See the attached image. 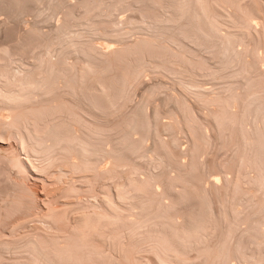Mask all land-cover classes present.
<instances>
[{
  "label": "bare ground",
  "instance_id": "6f19581e",
  "mask_svg": "<svg viewBox=\"0 0 264 264\" xmlns=\"http://www.w3.org/2000/svg\"><path fill=\"white\" fill-rule=\"evenodd\" d=\"M79 1H81V2H79ZM94 1L95 0H76V2H79L78 3L79 6L81 3V7H85V8H81L82 9L81 10V9H79V6L77 5V3H74V4H76L74 6V5H71L69 3L63 2L62 0H0V12H2V11H3V13L5 12L9 18H13L15 20H20L21 15L23 13H26L25 11L27 9L35 10L34 8L38 4L44 3V2L46 4H49L52 12L59 10V9L64 10L63 18L61 19V21H59V22L56 21L55 22L56 24L53 25L51 30H49V32L47 31L48 33L46 32L47 34L46 33L43 34V33L39 32L36 22L34 24H32L31 26L29 25L30 28H28V30L25 29L26 35H29L31 37L33 36L38 40L40 39V45L42 46L41 49H44L43 51H41L42 53L40 52L41 54L39 53L40 55L37 54V57H36V55L34 56L36 59H34V61H33L34 65L33 66L31 65V68H30V65L27 66L29 68H25V64H22L24 66H22V65L16 66L15 65V68L16 67H18V68H16V69L13 68L14 66H12L13 65L12 63H14L15 61L13 62V60L11 59L12 55H13L12 54V48L9 47V45L8 46L6 45L5 47L0 48V166L2 163L3 164L2 166L4 168V169H2V171H4L5 176L7 177L9 183H11V185L14 186V188L17 190V192H16V190L13 189V190H15L16 195L18 193V196H17L19 198L18 202H20V204L22 203V205L24 204L28 208L27 210L29 212L30 211L33 212V210H31V209H32V207L34 209V206H32V205L36 206V203L34 202V200L36 201V199H38L37 195H39L36 193L37 190L35 188L32 189L34 186H32V187L30 186L31 187L30 188V187H28V185L26 186V184L23 183L24 181L21 182V180H24V179H22L23 176H25V175H21V174H23L22 172L34 171V173H36L38 175V173L43 174L44 172H46L49 167L53 168V167L59 166V165L60 166H63V165L67 166L69 168L70 173L71 172L72 173L73 172L74 173L80 172L79 174H83L84 171L85 172L87 171V173L90 172V177L91 178L96 177V178H94L95 180L98 179L97 177L114 178L115 180L112 182L113 183L115 182L114 184L116 186V189L118 187V189H117L118 192H116V193H118L117 198L121 199L120 204H119V202L116 203L115 201H113L114 199H111V196H109L110 194L108 195L107 192H105L106 191L105 189H104L105 191L102 194H100L101 197L97 199V197L92 194V193H95V191L94 192L91 191L92 187L90 185H86L87 188L84 191H85V193L88 192L89 193L88 197L90 196L91 198L88 199V202L86 201L87 203L85 202L86 204H84V205L81 204L80 207L76 206V209H74V210L78 211V212H75V214L77 213V216L74 217V219L69 222V218L71 217L70 219H72V216H70V215L72 213H74V210H73L74 207L71 208L70 204L66 202L67 200L65 202L62 201L63 203H58V202L56 203L55 201L57 200V197L59 199V198H61V196H63V199H61V200H64V197H68V196H70V194L73 195L75 193H78L77 192L78 189L75 187V185H72V181H71V184L68 183L67 185L62 186L60 189H58V192L56 191L57 193H54V195L52 194L51 197L49 196V198L46 199V202H45V203H47V204H45V205H47L46 213L43 216L44 220H45L44 223H46V226L44 227L45 228V234H43V235L37 234L35 236L33 235V236H31L32 238H29L23 242L20 241L23 243L19 247H21L22 252H24V255H23L24 257L21 260V258H20L21 256L20 257L18 256L20 259L18 258L19 260L10 261V263L14 262L12 264H140V262H138L136 259L137 254L134 255V252L137 250V247L135 246L136 243L127 247L124 245L125 242L122 241V238L123 239L126 238V239H128V241H130L131 239H133L132 237H134V236H132V235L133 234L135 235V231L137 234V233H139L137 231H141V230H139V228H142V227L145 228V226L150 228L154 222L152 220H155V218L157 219L160 212L166 213V211H167V207H166L167 205H165L167 203H164L165 202L164 201L163 202L164 204H163L161 199H160L161 196H163V195H159L157 193L159 191L157 190V192H156V190L154 189L155 187H153L154 184H153V181L151 182V180H153L154 178L152 176L153 174H151V171H150V173H148L151 175H148L147 173H146L147 177L143 175L144 179L143 178L141 179L138 176L136 171H135L136 173L134 172V169L136 167L141 166V165H139L140 164L138 161L139 159H144V158H146L147 160L150 159L149 157H147L148 153H146V152L148 150L145 148L146 145H145L144 141L146 142V139L149 138L152 142V147L150 148V146H149V150H150L149 153L151 152L150 153L151 155L153 153L154 157H153V155H152V157L155 159L152 158L151 161H149V162L155 164L156 167L157 166L159 168L161 167L160 170L158 169L160 171V173L158 172L159 175H158V173L155 175H158L159 179L162 178L161 179L162 182L165 180L166 183L163 182L162 183L163 186L164 185L167 186L170 179H172V180L178 179L179 181L181 180V182L186 183L185 181H187V178L190 181L189 177H191L192 175L195 174V173H193V172H195V170L196 171L197 170H202V171L205 170L202 168V166H203L201 163L202 161H199V159H198L199 154L205 151L204 148L206 146V143H208L207 142L208 138H207V135L205 134L206 131L203 130V128H204V126L202 124L203 119H202V122L199 120H198L199 122H197L196 119L194 120V115H192V113H191L194 111L191 110V106L189 107V105H188V107L190 109L187 107V103H185L186 98H184L186 95L184 94V92L186 94L188 92L190 93L189 95L187 94V98H188V96L195 94L194 95L195 98L197 96L198 99L197 98L196 99L199 100V102H200V103H198V105L199 104L203 105V106L201 105L203 107V108L201 107L202 110L206 108V110H204V111H206L207 114L204 115V117L202 115L201 116L204 118L205 123H207L206 125L209 124V126L212 128L211 130L213 133L211 131L210 132L212 134H214L213 135L214 136L213 142H216L220 148H222V147L227 148L228 150H230L229 152H231L230 155L228 154V156L225 157L226 159H224V160L222 159L219 161V159H218V161H217V160H214V158H213V161L212 160L211 161L215 165L212 164V166L216 167V165H218V163L220 162L219 163L220 165H218L216 167V169H218L219 166L220 167L223 166L222 164L225 165L227 162L229 163L230 161H232L233 163L235 162L234 163L235 165H238L237 168L239 169V167H240L239 164L241 162L240 160L243 159L244 157H245L244 159L247 158V153H249V151L253 148V146L255 147L256 142L258 143V141H259V143H260V138H261V142H262L261 144L263 145V146H260V147H263V149L261 148L260 151L261 150L263 151V152L262 151L261 152L263 154L262 159L264 160V69L261 68V64L264 63L263 62L264 56L259 55L257 52L258 51L257 49L264 50V23H262V25L261 24L258 25L256 23L258 26H260V28L257 27V25L254 23V21H251V19H253V17H251V18L249 17V16H251V14L249 13L250 15L247 16L248 15V14H246L247 10H245V8L248 9V7H250V5H251V7L249 9L251 10V8L253 7L252 9L254 10L256 5L252 6L251 1L250 2L248 1L247 4L244 2L245 5L244 4H243L244 6L242 5V7L244 8L243 9L242 7L240 8L241 4L239 5V4L235 3V5H233L234 3L232 2L233 3L232 5L234 7L237 6L238 9L239 8L241 9V10L239 9V12L240 11H242V12L238 13V10H236L237 7L232 11L230 9L228 10L225 5L223 6V4H224L223 2L227 3L226 1H223V0H221V2L223 1L222 4L220 3V0H177V2H176V0H135V2L133 0V2L135 4H138V7L137 8L135 7L136 11H138V12L142 11V12H144L145 15H146L145 12H152V13L154 12V14L157 12V14H159L161 10H164V8L167 9L168 6H169V8L171 7L173 10L171 12L167 11L169 13L168 15L166 14L168 17H166V15L164 14V12L166 10L163 11V13L161 11L162 14H160L159 17H161L162 21H160V22L159 21L154 22L156 20L150 18L152 20V23L153 22L154 23L153 24L148 23V25L143 23V24H145L144 26L146 28L144 26H143L144 28L140 27L142 29H140L139 27L136 28L137 26L134 24V26H136V27H134L135 29L133 28V30H136V31L139 30L141 32H143L142 30H144V32H146V33L143 32V33L139 34V36H136V38L137 37L138 38L136 40L134 39V41H135L134 43L132 42L133 46H135V49L132 46V44L130 45V43H129V45L125 44L127 42H124V44L123 43L121 44V40L124 41L123 39H121V35H120L119 41H120V44L123 45L122 48L116 49L114 47V49H113V48H110L109 46H107L105 43H103L104 45L101 44L102 46H99L98 43L96 45L94 42H91L90 40L89 41H82L79 38L80 33L72 30L73 26H77V25L81 26L82 24L84 25V23H81V24L76 23V21H75L76 19H74V18H76L77 15L75 16V12L80 10L81 13L84 11L83 14L85 15V17H87L90 13L92 14L90 16H93L92 12L95 11V10H93V8L95 9L96 6L100 5L102 0H100L99 2L97 0L96 3H100V4L96 5L95 7L93 6L92 9L91 8L88 9V7L92 3L93 4L95 3ZM116 1H117V3L120 2V4H121L120 5L118 3V8H116L117 6L115 7L116 4H113L117 11H118L119 7H120V9H121V7H122V9L123 8L126 9V6L127 7L131 6V8H133V6H134L133 5L134 3H131L130 1L127 2V0H121V1L116 0ZM174 1L176 3H178V5ZM252 3L256 4L255 1ZM175 4L177 7H179V6L180 7L177 8L175 6ZM164 5L165 6L167 5V8ZM173 5L175 6V8L177 10L174 8ZM195 5H196V7H195ZM232 5L230 4L229 6L231 7ZM41 6H42V4H41ZM76 6H78V10H77V8H75ZM160 8H161V10H160ZM169 8H168V10H169ZM256 8H257V6H256ZM256 8H255V10H256ZM74 9H75V11H74ZM102 9H103V7H102ZM242 9L245 11V13H243L244 11ZM37 10H35V11H37ZM51 10H50V12H51ZM89 10H91V12H89ZM52 12L50 13V15L52 14ZM100 12H103V11H100ZM100 12L98 14H100ZM111 12H113V11H111ZM111 12H108V14L109 13L111 14ZM226 13H227V15H226ZM96 14L93 16L94 20L90 19V17H87V18H89L90 20H93V22H91L89 20L93 25H97L96 24L97 21H98L97 22L98 25H100L103 22H101L99 20H96V22H95V19L98 16H99L98 18L100 19V15H102V14H100V15L97 14L98 16L95 17ZM138 14H140V13H138ZM245 14H246V16H245ZM50 15H49V18H50ZM80 15L82 16V14H80ZM161 15H163L165 17H163ZM45 16L47 17L48 15H45ZM83 16L81 18H84ZM140 16H141V14H140ZM147 16L148 15H146L145 18ZM149 17L150 16L147 17L146 23L151 22ZM228 17H230L232 20ZM49 18H47L48 21H49ZM87 18H85V19H87ZM105 18H102V19L105 20ZM111 18H112V16H111ZM140 18H142V17H140ZM143 18H144V16H143ZM225 18H226V20L229 19L228 20L229 23L227 21L223 20ZM148 19H149V21H148ZM59 20H60V18H59ZM48 21H47V23H49ZM106 21H104V22H106ZM222 21H225L228 24H230L229 28H231L233 30L231 31V29H230V31H229L228 30L229 28L225 29V28H227V25H225V23ZM107 22H110V21H107ZM112 22H114V26H113L115 28L114 30L117 29L116 33H118L120 31V28H117V27H119V26H117L118 23L115 21H112V19H111V23ZM142 22H144V21L142 20L141 24H142ZM91 23L89 25L93 26ZM133 23L134 22H132V24ZM26 24H27V22H26ZM108 24H110V23H108ZM129 24H131V23H129ZM221 24L223 25V27H221L222 26ZM87 25L85 22L86 27H87ZM107 25L106 26L104 25V27H107ZM111 25H113V23ZM255 25L257 28H259V30L256 29ZM204 27H207L208 29H205ZM102 28H103V26H102ZM108 28H105V29L108 30ZM221 28L222 29L224 28L227 31L223 34V33H221ZM89 29H90V27H89ZM105 29L102 31V32H104V34H105ZM148 29L149 30L152 29L153 33L152 32L149 33ZM234 29H235V31H234ZM107 30H106V33L108 31H109V33H110V31H114L113 29L108 30V31ZM245 35H246V37H244V39L245 38H247V39H245L246 42L242 44L241 40H242V42L244 41L243 36H245ZM93 36H95V34ZM41 39H43V40H41ZM43 41H46V43H44ZM97 42H99V41L97 40ZM189 43H191V44L189 45ZM173 44H174V47L171 46ZM192 44L195 46H191ZM236 45H238V46L240 45L241 48L243 46L242 50H238V48H236ZM43 46H44V48H43ZM129 46H131L132 49H130ZM189 46H190V48H189ZM191 47H193V49L195 47V49L193 50V49H191ZM10 48H11V50H10ZM124 48L128 51H126ZM160 48H162V49L160 50ZM150 49H154V50L156 49V51H154L153 53H156L158 57H155L156 55L152 53L153 55H155V56H153L154 60H151L153 58L151 55V51H153V50H150ZM163 49H165V51ZM198 49H199L198 52H200V50H202L203 52L206 51V52H210V53H214V54L217 53V55L219 57V59H218L219 61H217L219 65L216 64L218 67H216L214 69V71L211 72L210 74L208 73V77L213 76L216 79L217 77L218 78L221 77L220 75L223 74V76L221 78L227 80V79H229V77H231V79L234 81L229 79V81H228L229 84H232L233 82H235L236 85L233 83L234 85H230L229 87H231V88H229L225 84L227 82H224L223 83V84H225L224 86L228 87V89H225V87H224V89L220 88V91H223V92L219 91V93L218 92L215 93L216 94L215 97H212V96L210 97V95H209L210 93L204 94L206 96L202 97L204 92L203 91L199 92L200 89L199 90L195 89L197 91L193 90L192 92H191V90L189 91V89L187 90L186 85L188 83L190 84L191 80L189 82L186 80L189 77H190V79L193 77V74H191V73H194V72H192V71H194V69L196 67L201 68L200 63H201V65H203L204 61H203V59L202 60L198 59L199 53L197 54L198 60L195 58L196 55L194 56V59H196L195 61H194V59L189 60V58L191 56L187 59L188 56L186 55L187 56L186 57V56H184V54H185V52H190V54H192V50H193V52L195 50L197 52ZM123 50L125 53H122ZM148 50H149V54L151 55V59H150L151 65L147 62L148 59H146V60L144 59V54L148 53ZM158 50H159V52H158ZM20 51H21V54L25 53L23 45H22V48H20ZM157 52L158 53L164 52L165 54L162 53L163 55L161 57V56H159L161 53L158 54ZM111 53H113L112 55H114L116 53V55L113 56V59L115 56L116 57L119 56L118 59L115 57L114 61H116V62H114L112 57L109 56V55H111ZM118 53L119 54L122 53V54L119 55ZM137 53H138V55H140L139 57H142L141 55L143 54L142 58L144 60L142 58L140 59L137 56L135 57L134 55H137ZM263 54H264V52H263ZM146 55H145V57H146ZM150 55H148V56H150ZM193 55H194V53H193ZM244 55H245V58L250 56L251 59L248 58L249 61H247V59H244V57H243ZM215 56H216V54H215ZM146 58H149V57H146ZM157 59H159V60H157ZM35 60H36V62H35ZM152 61H155V63ZM198 61H202V62L199 63ZM137 62H138V64H140V63L141 64L138 65ZM125 63H127V64L122 65ZM128 63H130V65L133 64V66L131 65L133 68H134V66L135 67L141 66V67H140V69L135 68V70L132 68L133 69V71H132L130 69L131 66L129 68H127V67L124 68L125 66L128 65ZM198 63H199V65L194 67V65H196ZM232 63L234 66L230 65ZM188 64H190V65H188ZM205 64H207V63L205 62ZM121 66H124V67H121ZM190 66L194 69L192 70V68H190ZM210 66H213V65H210ZM210 66H208V68ZM20 67L25 68V69H21ZM202 67H205V66L203 65ZM122 68H124L125 70L123 69V72H120V69H122ZM145 68H148V70H150V71H151V69L152 70L158 69L157 70L158 72L153 71L151 74H153V73L158 74L159 73L160 76L161 75L163 76V74L166 73L165 75L167 76L168 79H169V75L172 77L174 76L173 79L175 78L174 80H176L175 82H177L176 85L179 84L181 87H183L182 89L184 91L180 90L181 92H183L180 95L184 94L183 95L184 97L181 96V98L183 97V99L178 100V98H175L173 96L171 97V95L168 94L169 92L166 94L163 91L165 94V97L162 96L163 99H160L161 102L158 103L157 106H155V105L153 106V104H155V102H156L155 99L157 98V95H159L160 92L162 93V85H158V84L157 85L154 84L151 86L145 85L147 88H144V93H142V95L139 99L140 101L138 103H136L135 105H132V107L128 108L129 110L126 109L128 111H125L124 109L127 108V105H128L127 102L129 100V97H130L133 89H135V86L137 84H139V81L142 79L141 78L142 71ZM118 69H119V73H117ZM127 69L129 70V73H126V72H128ZM205 69H206V67H205ZM226 69L227 70L233 69V70L232 71L230 70L231 72H229L228 74H225L223 71H225ZM131 71H132V73H131ZM124 72L126 74H123ZM130 73H131V76H130ZM127 74L129 76H127ZM205 74L207 75V73H205ZM114 75H116V77H114ZM155 76H157V75H155ZM187 76H189V77H187ZM113 77H114V79L115 78L116 79L113 80ZM173 79H171V80L174 82ZM223 79H222V81H224ZM230 81H232V82L230 83ZM188 86L192 87V85H188ZM235 86H237V89H239V92L241 91L240 93L236 92L237 90H236ZM202 89H203V87H202ZM164 94H162V95H164ZM211 94H213V93H211ZM207 95H209V98ZM117 96H119L118 101H116ZM130 100H131V98H130ZM119 101H121V102H119ZM97 102H99V103H97ZM152 102H154V103L152 104ZM150 104H152V105H150ZM148 105L153 107L151 109V111H152L151 114L146 113V107ZM162 114H164V116H166V117L169 116L168 118H170V122L166 123V122L161 121V118H162L161 115ZM83 116H86L85 118H88L87 121H86V119H84ZM177 116L178 117L180 116L178 118L179 122H177L178 120L176 121ZM201 116H199V118ZM82 117L85 121H83ZM248 121L251 123L250 129L246 128V123H247V125L250 126ZM110 123H114V125L111 126ZM117 123L120 124L121 128H119V125ZM109 124L111 127H109ZM115 126H117V127H115ZM108 127L110 128V132H109ZM112 127H115V128H112ZM210 127H208V128H210ZM116 128H119V130ZM111 129L113 132L111 131ZM107 131L110 134H111V132L112 133L116 132L115 134H113L116 136H113V135L110 136V134H108ZM105 132H107V133L105 134ZM164 132L167 133L165 135H168V140L167 139L165 140V139H163V137H161L162 133H164ZM255 132L258 133V135ZM179 133H183V134L185 133V135L187 134L188 138H189V146L184 151L179 150L180 144H178L179 146H177V140L180 138V137H178L177 134H179ZM135 134H138L139 137L135 138L134 137ZM212 134H211V137H212ZM256 135L259 138L258 141H256L258 139ZM6 137L8 140H9V137H11V138L14 137V139H16L18 141L19 144H17V145L20 148V150L23 152L24 159L20 157L22 153H19L17 151V149H14V148H12V146L7 144V142L5 141ZM110 137H113V138L110 139ZM238 137H240V139H238ZM253 137H255L256 139ZM242 138H244L245 140L244 139L242 140ZM3 139H4V141H3ZM108 139H109V141H108ZM107 141L109 142V146H110L109 149H106V147L104 146L105 142L107 143ZM210 142H209V144H210ZM254 143H255V145H254ZM257 147H258V145H257ZM252 150L257 151V148L255 147ZM260 151H259V153H260ZM180 152L185 153L189 159V160H187V162L185 164L179 160L178 156H179ZM253 152L254 151H252V152L250 151V153H252V154H253ZM183 153H182V156L185 155ZM206 153H208V152H206ZM244 153H246V154H244ZM19 154H20V156H19ZM252 154H250V155H252ZM33 155L39 156L38 158L39 159L41 158V160L44 162V164H42V162H41V165H40V163H38L34 159V161L39 164V165L38 164L35 165V163L31 161L32 159H30V156L34 157ZM241 155H242V157H241ZM250 155H248L250 158L253 157ZM99 156L100 157L102 156L104 158L110 157L112 159L111 160L112 163L110 162L111 163L110 167H107L106 169H98L99 167L97 168L96 165H98V164H96V161H97ZM202 157H201V159H202ZM240 157H241V159H240ZM249 157H248V159L250 160ZM110 158H108V159H110ZM259 158H261V157H259ZM146 159H144V160L146 161ZM244 159L242 161H245ZM248 159H246V160H248ZM121 160L124 161V163L125 162L128 163V165L126 164L128 167H126V166L125 167L128 168L129 171H128V169H126V170L122 169L124 165H121L123 163V162L121 163ZM249 160H248V163H249ZM45 162H46V165H45ZM101 162L103 163L104 160ZM106 162H108V161H106ZM233 163H231V164H233ZM242 163H244V162H242ZM242 163L240 164L241 166H242ZM249 164H247L246 166L248 167ZM252 164H251V166H252ZM228 165H230V164H228ZM228 165L227 166L225 165L224 168L228 167ZM233 165H230V166H233ZM235 165L233 167L235 168V171H236ZM106 166H108V163ZM151 166H154V165L151 164ZM230 166H229V168H230ZM246 166H245V169L247 168ZM242 167H244V166H242ZM11 168H14L16 173L19 175L16 176L17 174L15 175V171H12L14 173L13 175L16 176V177L15 176L12 177V175L9 173L10 171L8 172V170L9 169L11 170ZM51 168H49V169H51ZM100 168H101V166H100ZM170 168L176 171V173L174 172V176L176 175L175 177L172 176V178H171V175L168 172L170 170ZM224 168L222 169L221 172L224 171ZM234 168L232 169V171L234 170ZM0 169H1V167H0ZM123 170H125L127 172H125ZM173 170H170V171H173ZM219 170H221V169L219 168L218 172H219ZM242 170H243V168H242ZM53 171H54V169H53ZM202 171H201V173H204ZM252 172H256V171L252 170ZM126 173H128V174H126ZM232 173H234V171ZM237 173H238V171H237ZM0 174L2 175L1 171H0ZM207 174H208V172H207ZM235 174L236 173H234V175ZM8 175H11V176L8 177ZM62 175H63V173L62 172L60 173V171H58L57 175L55 176L56 177L55 181L56 182L61 181ZM74 175L75 174H73V176ZM155 175H154V177H157ZM160 175L163 177L160 178ZM195 175H194V177L196 179L193 178V180H196L197 181L196 183L199 186L200 181L203 180L204 178H202L201 180L198 178L201 176L200 172H199V174H197V177ZM202 176L205 177V174ZM235 176L238 180L240 178H242V176H240L239 178L237 177V175H235ZM248 176L246 175V177H245V175H244L245 179ZM10 177L14 178L16 180H13V179L11 180ZM86 177H88V176H86ZM26 178L27 177H25V179ZM100 178H99V180H100ZM150 178H151V180H150ZM207 178H208V176H206V181H207ZM236 178L233 177V179L231 178V180H227L228 178L226 179L225 177H224V179L222 178L224 180L223 181L224 183L223 182H221V183H223L225 185L227 184V185L226 186L224 185V187H223V184H222L221 188H220V186H218L219 188L218 187L216 188V186L212 187V186H214L213 183H215V181H214L215 179H213V180L210 179L211 181H214L211 183L212 189L210 187V182H209L210 180L207 181L209 184V187H210V188L209 187L208 188L211 190V193H212V191L214 192V190H215L214 195H213V193L212 194L210 193L209 189H208L209 190V192H208V190H205L206 189L205 187L203 188V184L205 183V181L203 180L204 183L200 184L203 192L199 193V194L196 193L198 195L197 196L198 199L201 202L200 203L201 208H199V211L197 209V211L199 213H197L196 215L194 214V215H195V217L196 216H199V217L202 216L203 217V218H201L202 222H201V220H199L200 218L198 219L196 217V219H198L200 221V225H201V223H205V222L210 221V223H213V225L216 224V227H218L220 230L219 235H218L220 239L217 241L215 240L216 242H214V245L212 243H210V241L209 242L207 241L208 243H210V245H208V244L207 245L208 246L213 245L215 248V249L214 248L213 249L216 252V256L210 257L207 255L208 257H210L212 259L209 264H216L218 261H214V258L216 260L217 257L220 258L221 255L224 256L223 253H224L225 249H226V252L228 250V251H231V253L233 252L236 255L238 254L237 255L238 257L237 256H235V257L238 258V260H239V258L241 259L239 261H242L243 263H240V264H244L245 259L250 260L249 262L245 260L246 264H248V263L249 264L250 263L255 264V263H252V261L255 262V260L258 258V256H259V258L261 256H264V254L261 255V253H263V251L261 249H264V247H262L261 244H263L264 241H262V243L260 242L261 244L258 243L259 241L258 242L256 241V240H259L258 238H260V239L264 238V229H262V227H260L261 222H259L262 219L264 220V189H263L264 185H262L263 188H261V189H263L262 192H260V189H259V192L262 195L261 194L258 195L259 194V192H258L257 195L259 197L256 198V199H258V198L262 197V198H260L262 201L260 202V200L258 199L259 200L258 202L262 203L263 205L259 209L257 207H255V211L253 209V212L249 211V210H251L250 208L247 209L248 212L244 208V210L246 211L245 212L246 214L243 212L244 218H245V216L247 218L246 220L244 219V221L246 223H247L248 219H249V221L247 223V226L244 229H236V228H234V227H236L234 225L237 224V226H238L239 222L243 223L242 222L243 218L241 217V216H243V214L240 215L242 213V212H240L238 215V212L233 208V205L230 206L231 205V197L234 196V195L231 196L232 192H233L232 190L234 189V186L237 187L235 182L236 183L238 182V187H240V189L242 188L245 190V188H243V184L246 183V185H247V183H249V182L252 184L253 179H255L256 177H251V180H249L250 179V177H249L248 181H245L242 179V181H245L244 183L242 182V185L240 183V185L242 187L239 185V182H241V181H237ZM257 178H258V175H257ZM5 180H6V178H5ZM88 181H89V178H88ZM88 181L85 183L89 184L90 181L89 182ZM91 181H92V179H91ZM203 181H201V182H203ZM217 182L218 181H216V183ZM259 182H260V180H259ZM7 183L8 182H6V184ZM63 183L64 182H62V184ZM85 183L83 182V184H85ZM188 183L189 182H187V184ZM98 184L99 183H97V185ZM256 184H258V182ZM189 185H190V183H189ZM197 185H195V186L197 187ZM95 186H94V188H95ZM128 186L130 187V188H128V190L129 189L131 191L133 190L131 193H129L130 191H126ZM191 186H192V184H191ZM109 187H111V186H109ZM6 188H9L8 184L6 185V187L4 189H6ZM163 188L166 189L167 187H163ZM257 188H259V186ZM257 188H256V190H257ZM156 189H159V187ZM13 190L11 192H13ZM34 190H36V191H34ZM80 190H81V188H80ZM235 190L237 192H239L238 189H235ZM244 190H241V191H244ZM8 191H4L2 198L0 199V264H9V261H8V263L4 262L5 258L3 255H5L4 254L5 251H7V253H8V251L12 247H14L12 245H15V244H12V242H10V240H13V239H10V240L8 239L11 236H7V234L5 233V230L9 227L8 225L10 223V221H8V220H10V219H8L10 211H12L11 210L12 207L18 206V205H15V203L13 201L14 199L11 200L13 197L10 198V195L14 196L15 194L14 193H13L14 195L9 194L10 192H8ZM162 191L166 192L167 189L161 190L160 194H162ZM165 192H163L164 195H166V193H167V192L166 193ZM255 192L257 193V191H255ZM90 194H92V195H90ZM210 194H211V196H210ZM233 194H236V193L234 192ZM212 195L215 197H213ZM73 196L75 197L76 195H73ZM209 196L211 198L213 197L216 199L215 201H217V205H218L217 209L215 208L216 210L214 208H212V202H215V201L213 198H212L213 201H211V198ZM255 196H256V194H255ZM14 198H15V196H14ZM18 198H17V200H18ZM68 198H66V199H68ZM235 198L237 199V201L240 199L239 197H238L239 199L237 197H235ZM233 199H234V197H233ZM236 199H234V200H236ZM248 199L251 200V195H250V197H248ZM248 199H247V201H248ZM43 200H41V201H43ZM126 200L131 201L130 204L132 205V208L136 207L138 209V212H133V213H136L135 214L136 218H134V221H132V222H131V220L127 221L128 219L125 218L124 214L122 215V213H121V211L123 212V210L127 211L129 208L131 209V206L130 207L127 206L130 204H129V202L127 203ZM229 200H230V202H229ZM253 200L255 202V199H253ZM116 201H118V200H116ZM38 202H39V200H38ZM79 202H80V200H79ZM79 202H78V204H79ZM232 202H233V200H232ZM76 203H77V201H76ZM249 203H251V202L249 201ZM52 204H53V206H52ZM55 204H57V205L59 204V207L58 206L55 207L56 206ZM24 205H23V207H24ZM234 205H236V204H234ZM21 206H20V208H21ZM74 206H75V204H74ZM254 206H255L254 204L251 205V207H254ZM257 206H258V204H257ZM248 207H250V205ZM17 208H19V206ZM29 208H30V210H29ZM67 208L68 209L71 208L72 213L69 212L70 209L66 210ZM235 208H237V207H235ZM256 208H257V210H256ZM21 210H23V209H21ZM197 211H195V212H197ZM64 212L65 213L67 212L66 214H69V215H67L68 219H67V217H65L67 220L64 219V215H63ZM128 212L130 213V210H128ZM185 212H184V214H185ZM192 212H191V214H192ZM24 213H25V211H24ZM22 214H23V212H22ZM10 215H12V214H10ZM126 215H127V213H126ZM162 215H164V213L161 214V216ZM238 216H240L242 220L240 218H238ZM183 217L185 218V216H183ZM192 218L193 217L191 215V219ZM175 219H176V217H175ZM187 219H190V218H187ZM44 220H40L41 224L43 223ZM194 220L192 219L193 222H195V223L198 222V220L197 221H194ZM177 221L175 220L174 223ZM187 221L188 220L182 221V222L180 221V223H183L182 227H186L187 230L188 229L191 230V228H192L191 226L194 225V223L191 221V223H192L191 224L190 222H187ZM257 222H259V223H257ZM174 223L172 222V224H174ZM165 224H166L165 226L167 227V229H168V226L170 229L171 228L175 229V230L178 229V228H173V225L170 226L171 222H168ZM206 224L209 225L208 223H206ZM10 225H12V224H10ZM205 225H203V227ZM244 225H245V223H244ZM196 226L198 227L199 225H196ZM196 226H193V227H196ZM5 227H7V228H5ZM12 227H14V226H12ZM189 227H191V228H189ZM206 227L207 226H205V230H206ZM144 228H142V229H144ZM199 228H195V229L198 232H200L201 229H202V231L204 230L203 228H201V229H199ZM208 228H210V227L208 226ZM215 228H212V229L215 230ZM239 228H240V226H239ZM180 229H181V227H180ZM182 230H183V228H182ZM184 230H186V229L184 228ZM207 230L210 231L211 229L210 230L207 229ZM192 231H195V230L192 229ZM202 231H201V234L199 233L200 235H202L203 233H206V232H204V231L202 232ZM37 232H39V231H37ZM188 232H190V231H187V233ZM214 232L216 233V230L213 231V233ZM208 233H207V235L212 234V233H209V234ZM196 234L198 235V233H196ZM196 234H194V235H196ZM190 235H192V234L190 233ZM200 235L198 237H200ZM256 235L258 237L256 239H254L255 243H249L251 245L253 244L255 247L247 249L249 251H251L250 249H252V251L254 253V258L251 254H250V256L252 258H249L250 256L247 255V253H246L247 251L244 252L247 247H245V249L243 250L241 248V242H243V244H242L243 246H246V244H244L246 242V240L249 239L248 241H250V240H252V238H255ZM205 236L206 235H203V238L202 237L201 238L205 240V238H204ZM210 236H211L210 237V239H211L212 235H210ZM213 236L214 237L216 236L215 238L212 239L213 241H214V239L218 238L217 235H215V234ZM207 237H209V236H207ZM182 238H184V237H182ZM188 238H189V235H188ZM106 239H109V241L112 242L111 244H113L117 250L118 249L120 250V247L123 245L121 247V249L124 251V253L122 251L123 255L122 256L118 255L117 256L118 259L117 258L111 259V257H109L110 253H109V256L107 254L105 255V253H104L105 251L103 252V250H105V249L101 250L102 245L100 246V243H102ZM198 239L199 238H194L195 241ZM207 240H209V238H207ZM205 241H203V242L205 243ZM196 244H198V242ZM200 244H201V242H200ZM249 244H248V246H249ZM207 245H204V246H207ZM195 246H197V245H195ZM124 247L125 248L127 247V248L124 250ZM249 247H251V246H249ZM201 248H203V247H201ZM209 249H211V248L209 247ZM213 249H212V251H213ZM256 250L261 252L258 254L256 253V256L258 255L257 258H255L256 257L255 252H257ZM14 251H13V253H15ZM206 251H207V249H206ZM249 251H248V254L250 253ZM215 252L213 251L212 255H215V254H213ZM19 253H17V254H19ZM118 253H120V252H118ZM218 253H219V255L221 253V255L220 256L217 255ZM12 254L9 253V255H12ZM225 254H228V252ZM244 254L248 257L246 258L244 256ZM243 256L245 257L244 260H242ZM202 257H203V255H202ZM113 258H115V257H113ZM203 258H205V256ZM219 258L217 260H219ZM262 258H261V260L258 259L259 262L258 261L257 262L259 264L264 260V259L262 260ZM252 259H255V260H252ZM208 260L210 261V259H208ZM220 260L218 263L222 262V260L221 261ZM139 261H141V259ZM237 263H239V262H237Z\"/></svg>",
  "mask_w": 264,
  "mask_h": 264
},
{
  "label": "rangeland",
  "instance_id": "374dc122",
  "mask_svg": "<svg viewBox=\"0 0 264 264\" xmlns=\"http://www.w3.org/2000/svg\"><path fill=\"white\" fill-rule=\"evenodd\" d=\"M63 2H66V3H69V4H71V5H76V4H74V3H77V5H78V3L79 2H81V1H79V2H76V0H62ZM96 1L97 0H95L94 2V4L92 3L89 7H88V9L89 8H91L92 9V7L94 6H96V5H98V4H100V3H96ZM100 0H98V2H99ZM119 1H121V0H119ZM131 2V3H134L135 2V0H134V2H133V0H127V2ZM223 1H226L227 3H225V2H223ZM222 2L224 3L223 4V6L225 5L226 7H227V9L229 10H234L237 6H233V5H235V3L236 4H241V6H240V8L242 7V5L244 4V2L247 4L248 3V1L250 2L251 1V4H252V6H254V5H256L257 6V8H256V6H255V8H256V10H255V8H254V10L251 8V10L249 9L250 7H251V5H250V7H248V9H246L245 8V10H247V12H246V14H248L247 16H249L250 14H251V16H249L250 18L251 17H253V19H251V21H254V23L256 24H258V25H262V23H264V0H254L255 1V3L256 4H254V3H252V2H254L253 0H223ZM235 1V2H234ZM238 1V2H237ZM83 2V1H82ZM104 2V3H103ZM114 2V3H113ZM175 2V1H174ZM176 2H177V0H176ZM175 2V3H176ZM222 2H221V0H220V3L222 4ZM234 4H233V3ZM240 2V3H239ZM106 3V4H105ZM119 4H120V2H118ZM118 3H117V1L116 0H102V2H101V4L100 5H98V6H96L95 7V9L93 8V10H95V11H93L92 13H93V16L97 13H99L100 11H103V12H100V14H102V15H100V14H98V15H100V19L98 18L99 16L96 14V16L95 17H97L96 19H95V22H96V20H99V21H101V22H103L102 24H100V25H98V21L96 22V24L98 25H93L91 22H93V20H94V17L93 16H90V15H92L91 13L87 16V17H90V19H93V20H90L89 18H87V17H85V15L83 14L84 13V11L81 13V11L80 10H78V6H76L75 8H77V12H75V16L77 15V17L76 18H74V19H76L75 21H76V23L77 24H81V23H84V25L82 26H80V25H77V26H73V28H72V30L73 31H75V32H78V33H80L79 34V38H80V40H82V41H91V42H94L96 45H97V43H98V45L99 46H102V45H104L103 43H105L107 46H109L110 48H113L114 49V47L116 48V49H121L122 48V46L123 45H121L122 43L124 44V42H127V43H125V44H128L129 45V43H130V45L132 44V46H133V43L135 42L134 41V39L136 40L137 38H136V36H139V34H141V33H143L144 32V30H142L143 32H141V31H139V30H133V28L134 27H136V28H140V27H142V28H144L145 26V24H147L148 25V23L149 24H153L154 22H157V21H162V19H161V17H159L160 16V14H162L163 13V11H165L164 12V14L166 15H168L169 13L167 12V11H169V12H171L173 9L170 7L169 8V6H168V8H169V10H168V8H167V5L165 6L167 9H165L164 8V10H161V8H160V10L162 11V13H161V11H160V13L159 14H157V12L154 14V12L152 13V12H145L146 13V15H148V16H150L149 17V19L151 18V19H154V20H156V21H154L153 23H152V20H151V22H147L146 23V20H147V17L145 18V14H144V12H138V11H136V9H135V7L137 8L138 7V4H133L134 6H133V8H131V6L130 7H127L126 6V9L125 8H123L122 9V7H121V9H120V7H119V9H118V11L115 9V7L116 8H118ZM41 4H42V6H41ZM105 4V5H104ZM113 4H116L115 5V7H114V5ZM177 5H178V3H176ZM176 4H175V6H176ZM232 5L231 7L229 6V5ZM121 5V4H120ZM119 5V6H120ZM197 5V4H196ZM196 5H195V7H196ZM238 5V6H239ZM245 5V4H244ZM243 5V6H244ZM249 5V4H248ZM172 6V5H171ZM174 6V5H173ZM175 6H174V8H175ZM102 7H103V9H102ZM106 7V8H105ZM113 7V8H112ZM177 7V6H176ZM180 7V6H179ZM179 7H177V8H179ZM234 7V8H233ZM246 7V6H245ZM38 10H37V9ZM81 8H85V7H81V3H80V6H79V9H81ZM129 8V9H128ZM163 8V7H162ZM239 8V9H240ZM243 8V7H242ZM35 10H37V11H35V10H32V9H27L25 12L26 13H23L22 15H21V17H20V20H15V19H13V18H9L8 16H7V14L4 12L3 13V11L2 12H0V48L2 47H5L6 45L8 46L9 45V47H11L12 48V60H13V62L14 63H12L13 65L12 66H14L13 68H15V65L16 66H20V65H22V64H25V68H29V67H27V66H29L30 65V68H31V65L33 66L34 65V63H33V61H34V59H36L34 56L36 55V57H37V54L38 55H40L42 52L41 51H43L44 49H41V45H40V39L38 40V39H36L35 37H31V36H29V35H26L25 34V31L26 30H28V28H30L29 27V25L31 26L32 24H34L35 22H36V24H37V27H38V30H39V32L40 33H46L47 31L49 32V30H51V28L53 27V25L54 24H56L55 22L57 21V22H59V21H61V19L63 18V14H64V10L63 9H59V10H56V11H53L52 12V10L50 9V6H49V4H46L45 2L44 3H40V4H38L35 8H34ZM97 9V10H96ZM102 9V10H101ZM111 9V10H110ZM113 9V10H112ZM125 9V10H124ZM135 9V10H134ZM176 9V8H175ZM239 9H238V7L236 8V10H238V13H240V12H242V11H240L239 12ZM244 9V8H243ZM242 9V10H243ZM32 10V11H31ZM50 10H51V12H52V14L50 15ZM82 10V9H81ZM100 10V11H99ZM132 10V11H131ZM177 10V9H176ZM241 10V9H240ZM258 10V11H257ZM74 11H75V9H74ZM73 11V12H74ZM98 11V12H97ZM111 12V11H113V12H111V14L109 13L108 14V12ZM116 11V12H115ZM175 11V10H174ZM244 11V10H243ZM249 11V12H248ZM48 14H47V13ZM89 12H91V10H89ZM88 12V13H89ZM137 12V13H136ZM62 13V14H61ZM87 13V14H88ZM113 13V14H112ZM138 13H140L141 14V16H140V14H138ZM225 13V12H224ZM243 13H245V11L243 12ZM250 13V14H249ZM6 14V15H5ZM39 14V15H38ZM48 15L47 17L45 16V15ZM61 14V15H60ZM80 14H82V16L84 17V18H81L82 16L80 15ZM246 14H245V16H246ZM26 15V16H25ZM44 15V16H43ZM49 15H50V18H49ZM59 15V16H58ZM109 17H108V16ZM166 15V17H168ZM226 15H227V13H226ZM81 16V17H80ZM103 16V17H102ZM111 16H112V18H111ZM143 16H144V18H143ZM161 16H163V15H161ZM39 17V18H38ZM80 17V18H79ZM107 19H106V18ZM140 17H142V18H140ZM163 17H165V16H163ZM37 18V19H36ZM47 18H49V21L47 20ZM59 18H60V20H59ZM85 18H87V19H85ZM102 18H105V20H103ZM109 18V19H108ZM160 18V19H159ZM228 18H230V17H228ZM13 19V20H12ZM54 21H53V20ZM111 19H112V21H115V22H117L118 24H117V26H119V27H117V28H120V33L118 34V33H116V30H114L115 28L113 27L114 26V22H112L113 23V25H111L112 23H111ZM145 19V20H144ZM149 19H148V21H149ZM159 19V20H158ZM164 19V18H163ZM231 19V18H230ZM91 22H90V21ZM110 21V22H107V21ZM144 21V22H142V24L143 23H145V24H141V21ZM223 20H225V21H227L228 23H229V19L228 20H226V18L225 19H223ZM232 20V19H231ZM7 21V22H6ZM47 21L49 22V23H47ZM86 22V25H87V27L89 26L90 27V29H89V27L87 28L86 26H85V22ZM89 21V22H88ZM104 21H106V22H104ZM119 21V22H118ZM225 21H222V22H224L225 23V25H227V28H225V29H228L230 26V24H228L227 22H225ZM263 21V22H262ZM10 22V23H9ZM16 22V23H15ZM23 22V23H22ZM26 22H27V24H26ZM33 22V23H32ZM54 22V23H53ZM132 22H134L133 24H132ZM92 24L93 26H90L89 24ZM108 23H110V24H108ZM129 23H131V24H129ZM138 23V24H137ZM109 26H108V25ZM134 24L136 25V26H134ZM140 24V25H139ZM256 24V25H257ZM104 25L106 26L107 25V27H104ZM111 25V26H110ZM139 25V26H138ZM222 25V24H221ZM224 25V26H225ZM256 25H255V27H256ZM257 25V27H259L260 28V26H258ZM95 26V27H94ZM102 26H103V28H102ZM116 26V25H115ZM129 26V27H128ZM144 26V27H143ZM94 27V28H93ZM98 27V28H97ZM109 27V28H108ZM113 27V28H112ZM126 27V28H125ZM148 27V26H147ZM221 27H223V25L221 26ZM256 27V29H258L259 30V28H257ZM86 28V29H85ZM97 28V29H96ZM101 28V29H100ZM105 28H108V30H111V29H113L114 31H110V33H109V31L107 30V29H105ZM142 28H140V29H142ZM146 28V27H145ZM205 29H208L207 27H204ZM26 29V30H25ZM85 29V30H84ZM94 29V30H93ZM105 29V34H104V32H102L103 30ZM131 29V30H130ZM135 29V28H134ZM224 28L222 29L221 28V33H225L227 30H225ZM230 29L231 28H229L228 30L230 31ZM93 30V31H92ZM106 30L108 31L107 33H106ZM152 29H148V32L150 33V32H152L153 33V30L151 31ZM233 29H231V31H232ZM42 31V32H41ZM224 31V32H223ZM234 31H235V29H234ZM47 32V33H48ZM114 32V33H113ZM147 32V33H148ZM46 33V34H47ZM133 33V34H132ZM138 33V34H137ZM144 33H146V32H144ZM148 33V34H149ZM151 33V34H152ZM95 34V36H93ZM114 34V35H113ZM118 34V35H117ZM120 35H121V39H123L124 41H122L121 40V44H120ZM88 36V37H87ZM107 36V37H106ZM123 37V38H122ZM244 37H246V35L245 36H243V42H242V40H241V43L243 44V43H245L246 42V40L245 39H247V38H245L244 39ZM249 39V38H248ZM41 40H43V39H41ZM97 40L99 41V42H97ZM44 43H46V41H43ZM102 42V43H101ZM133 42V43H132ZM170 43V42H169ZM39 44V45H38ZM42 44V43H41ZM102 44V45H101ZM172 44V43H171ZM191 43H189V45H190ZM22 45H23V48H24V51H25V53H22L21 54V51H20V48H22ZM44 45V44H43ZM170 45V44H169ZM172 47H174V44L173 45H171ZM191 46H195V45H191ZM134 47V49H135V46H133ZM137 47V46H136ZM11 48H10V50H11ZM43 48H44V46H43ZM57 48V47H56ZM128 48V47H127ZM129 48L130 49H132L131 48V46H129ZM189 48H190V46H189ZM236 48H238V50H242V48H243V46H242V48H241V46L239 45H236ZM55 49V48H54ZM125 49V48H124ZM129 49V50H130ZM137 49V48H136ZM159 49V48H158ZM162 48H160V50H161ZM191 49H193V47H191ZM194 49H195V47H194ZM193 49V50H194ZM197 49V48H196ZM126 50V49H125ZM150 50H153V51H151V55H152V57L153 56H155V57H158L157 56V54L156 53H153L154 51H156V49L154 50V49H150ZM164 51H165V49H163ZM193 50H192V54H190V52H185V54H184V56H186L187 57V59L189 58V60L190 59H194V56H195V58L197 59V54H198V59L200 60H202L203 59V61H204V66L206 67V69H205V67H202L203 65H201V63L200 62H202V61H198L199 63H200V66H201V68H192L191 66H190V68H192V70L194 69V71H192V72H194V73H191V74H193V77L190 79V77L189 76H187V77H189L186 81H190V84L188 83L187 85H186V87H187V90L189 89V91L191 90V92L194 90V91H197V90H199V92H201V91H203L204 93H203V95H202V97L203 96H206V95H204V94H209L210 95V97L212 96V97H215L216 96V94L215 93H219V91H220V88H223L224 89V85L226 84V86H230V85H234L235 84V82H233L232 84H229V79L230 80H232L231 79V77H229V79H227V80H225V79H223V78H221L222 76H223V74L222 75H220L221 77H217L216 79L213 77V76H209L208 77V73L210 74L211 72H213L214 71V69L216 68V67H218L217 65H219L218 64V62L217 61H219L218 59H219V57H218V55H217V53H215L216 54V56H215V54L214 53H210V52H206V51H202V50H200V52H198L199 51V49L197 50V52H196V50L193 52ZM258 51V54L259 55H262V56H264V54H263V52H264V50H262V49H257ZM126 51H128V50H126ZM41 52V53H40ZM158 52H159V50H158ZM157 52V53H158ZM40 53V54H39ZM122 53H125L124 52V50H123V52ZM121 53V54H122ZM155 54V55H153V54ZM161 53V52H160ZM160 53H158V54H160ZM163 54H165L164 52H162ZM160 54L159 56H161L162 57V55L163 54ZM187 53V54H186ZM193 53H194V55H193ZM209 53V54H208ZM113 53H111V55H112ZM119 54V53H118ZM121 54H119V55H121ZM141 54V53H140ZM147 54V55H146ZM146 54H144V59L146 60V59H148L147 60V62L151 65V63H150V61L151 60H154V57L151 59V55L149 54V50H148V53H146ZM190 54V55H189ZM109 55L110 57H112V59H113V56L114 55H116V53L114 54V55ZM145 55H146V57H149V58H146L145 57ZM148 55H150V56H148ZM172 55V54H171ZM193 55V56H192ZM132 56V55H131ZM130 56V57H131ZM135 57L137 56V57H139L140 55H138V53H137V55H134ZM142 57H143V54L141 55ZM202 56V57H201ZM249 56V55H248ZM116 57V56H115ZM115 57H114V59H115ZM118 57L119 56H117L116 58L118 59ZM142 57H139L140 59L142 58ZM217 59H216V58ZM244 57V59H247V61H249V59L248 58H250V56L249 57H247V58H245V55L243 56ZM114 59H113V61H114ZM143 59V58H142ZM143 59V60H144ZM151 59V60H150ZM156 59V58H155ZM196 59H194V61L196 60ZM197 59V60H198ZM251 59V58H250ZM157 60H159V59H157ZM206 60V61H205ZM156 61V60H155ZM155 61H152V62H154L155 63ZM251 61V60H250ZM22 62V63H21ZM35 62H36V60H35ZM114 62H116V61H114ZM158 62V61H157ZM205 62L207 63V64H205ZM264 62V61H263ZM21 63V64H20ZM134 63V62H133ZM136 63V62H135ZM199 63L198 64H196V65H194V67L195 66H197V65H199ZM127 63H125V64H122V65H126ZM137 64H138V62H137ZM141 64V63H140ZM140 64H138V65H140ZM153 64V63H152ZM217 64V65H216ZM129 65V66H128ZM128 65L127 66H121V67H124V68H129L131 65L133 66V64H131L130 65V63H128ZM188 65H190V64H188ZM210 65H213V66H210ZM231 66L233 65V63L232 64H230ZM264 63H262L261 64V68L262 69H264ZM22 66H24V65H22ZM130 67V69L133 71V69L135 70V68L137 69H140V67L141 66H137V67H135L134 66V68L133 67ZM153 66V65H152ZM208 66H210L209 68H208ZM234 66V65H233ZM214 67V68H213ZM16 68H18V67H16ZM15 68V69H16ZM21 68V67H20ZM25 68H21V69H25ZM124 68H122V69H120V72H123V69ZM133 68V69H132ZM234 68V67H233ZM199 69V70H198ZM202 71H201V70ZM205 69V70H204ZM209 69V70H208ZM235 69V68H234ZM125 70V69H124ZM147 70V71H146ZM158 69H156V70H152L151 69V71L150 70H148V68H145L143 71H142V76H141V80L139 81V84H137L136 86H135V89H133V91H132V93H131V95H130V97H129V100H128V102L130 103H128L127 102V108H125L124 110L125 111H128L129 109L128 108H130V107H132V105H135L136 103H138L140 100V97H141V95H142V93H144V88H147L146 86L147 85H162V93L160 92L159 93V95H157V98L155 99L156 100V102H155V104H153L154 102H152V104H153V106L155 105V106H157L158 105V103H160L161 102V100L160 99H163V97H165V94H164V92L167 94L168 92V94H170L171 95V97L173 96V97H175V98H178V100L179 99H183V95L185 94L186 96L184 97V98H186L185 100H186V102L185 103H187V107H188V105H189V107L191 106V110L192 111H194V112H191L192 113V115H194V120L196 119V121L197 122H199V121H201L202 122V119H203V122H202V124H203V126H204V128H203V130L204 131H206L205 132V134L207 135V142L208 143H206V146H205V151L204 152H202V153H200L199 154V156H198V159H199V161H202L201 163H202V168L203 169H205L204 171H202V170H195V172H193V173H197V174H199V172H200V175L202 176V175H204L205 174V177L204 176H200V177H198L200 180L202 179V178H204L203 180L205 181V183H204V181L203 180H201V181H203V182H201L200 180V184L201 183H204L203 184V188L205 187L206 189L205 190H208L210 187H211V183L212 182H214L215 181V183H216V181H218L216 184L215 183H213V185L214 186H212V187H215L216 186V188L218 187V186H220V188H221V185L224 183L223 181V179H224V177L227 179V180H231V178L233 179V177H235L236 178V176L235 175H237V177L239 178L240 176H242V178H240L239 180L237 179V181H241V182H239V185H240V183H241V185H242V182L244 183L245 181H248V178L250 177V179L249 180H251V177H256L255 179H253V182H252V184L249 182V183H247V185H246V183L245 184H243V188H245V190L244 189H240V187H238V182L236 183L234 180V182H235V184L237 185V187L236 186H234V189L232 190L233 192H232V195L231 196H233L234 197V199H236L235 197H241L238 201H237V199L236 200H234L233 199V197H231V205L230 206H232L233 205V208L238 212V215H239V213L240 212H242L240 215H242L243 214V216H241L242 218H243V220L241 219V217L240 216H238V218H240L241 220H242V222L243 223H240L239 221V224H238V226H237V222L235 223L236 225H234V226H236V227H234V228H236V229H244L246 226H247V223H248V221H249V219L247 220V223L244 221V219L246 220L247 218H246V216H245V218H244V213L247 211L248 212V208H250L251 210H249V211H252L253 212V209H254V211H255V207H257L258 209L263 205L262 203H260L262 200L260 199V198H262V197H260V198H258L259 200H260V202H258L259 200L258 199H256L257 197H259L258 195H260L261 193L260 192H262L263 191V187H262V185H264V160L262 159L263 158V154H262V152L260 151V149L262 148L263 149V147H260V146H263L261 143V138H260V143H259V138H258V133H256L257 135V140L256 141H258V143L256 142V145H255V143H254V145H255V147L257 148V151H255V150H252V149H254L255 147L253 146V148L250 150L251 152L252 151H254L253 152V154L252 153H250V151H249V153H247V158L246 159H248V155H250V154H252V155H250V156H253V157H249L250 158V160H249V163H248V160H246V159H244L245 161H242L243 159H241V157H242V155H241V157H240V164L242 163V162H244V163H242V166H244V167H242L240 164H239V169L237 168V166L238 165H235L232 161H230L231 163H233L234 165H235V167H236V171H235V168L233 167L234 165L233 164H231L230 162L228 163H226L225 165L227 166L228 164H230V165H233V166H230V165H228V167H225L224 168V164H222L223 166L222 167H220L219 166V168L221 169V170H219V172H218V169H216V167L218 166V165H220L219 163H218V165H216V167L215 166H212V164H213V158H214V160H217L218 161V159H219V161L220 160H224V159H226L225 157H227L228 156V154L230 155V153L231 152H229L230 150H228L227 148H224V147H222V148H220L219 147V145L216 143V142H213V138H214V134H212L213 132H212V128L209 126V124L208 125H206L207 123H205V121H204V115H206L207 114V112L206 111H204V110H206V108L205 109H203L202 110V106L199 104L198 105V103H200L199 102V100H197L198 98H197V96H196V98H195V94L194 95H190V96H188V98H187V94L189 95L190 93L188 92L187 94L184 92V94L183 95H180V94H182L183 92H181L180 90H182V91H184L182 88L183 87H181L179 84L178 85H176L177 84V82H175L176 80H174L173 79V77L172 76H170L169 74V79L167 78V76L165 75L166 73H164L163 74V76L161 75H159V73L158 74H155V73H153V74H151L153 71H157ZM196 70V71H195ZM229 70V71H228ZM226 69L225 71H223L225 74H228L229 72H231L233 69ZM231 70V71H230ZM127 71L128 72H126V73H129V70L127 69ZM132 71H131V73H132ZM115 72V71H114ZM150 72V73H149ZM158 72V71H157ZM196 72V73H195ZM222 72V73H223ZM117 73H119V69H118V71H117ZM125 72L123 73V74H126ZM131 73H130V76H131ZM205 73H207V75L205 74ZM195 74V75H194ZM224 74V75H225ZM153 75V76H152ZM155 75H157V76H155ZM127 76H129L128 74H127ZM147 76V77H146ZM166 76V77H165ZM219 76V75H218ZM114 77H116V75H114ZM114 77H113V80H115L114 79ZM144 77V78H143ZM172 77V78H171ZM208 77V78H207ZM225 77V76H224ZM227 77V76H226ZM228 78V77H227ZM164 79V80H163ZM171 79H173L174 80V82L171 80ZM222 79L224 80V81H222ZM216 80V81H215ZM232 81H234V80H232ZM232 81H230V83L232 82ZM217 82V83H216ZM219 82V83H218ZM222 82V83H221ZM224 82H227V83H225V84H223ZM166 83V84H165ZM192 83V84H191ZM165 84V85H164ZM176 86H175V85ZM194 84V85H193ZM210 86H209V85ZM146 85V86H145ZM188 85H192V87L191 86H188ZM207 85V86H206ZM236 85V84H235ZM167 86V87H166ZM221 86V87H220ZM180 87V88H179ZM191 89H190V88ZM196 87V88H195ZM198 87V88H197ZM200 87V88H199ZM202 87H203V89H202ZM219 87V88H218ZM228 87H225V89H228ZM234 87V86H233ZM232 87V88H233ZM236 87V92L237 93H240L239 92V89H237V86H235ZM194 88V89H193ZM218 88V89H217ZM229 88H231V87H229ZM195 89H197V90H195ZM202 89V90H201ZM143 90V91H142ZM214 90V91H213ZM216 90V91H215ZM218 90V91H217ZM222 90V89H221ZM235 90V89H234ZM164 91V92H163ZM176 91V92H175ZM186 91V90H185ZM212 91V92H211ZM225 91V90H224ZM187 92V91H186ZM220 92H223V91H220ZM211 93H213V94H211ZM162 94H164V95H162ZM178 94V95H177ZM193 94V93H192ZM209 95H207L208 96V98H209ZM163 96V97H162ZM177 96V97H176ZM181 96H183L182 98H181ZM192 96V97H191ZM116 98V97H115ZM130 98H131V100H130ZM174 98V99H175ZM195 98V99H194ZM117 100L116 101H118L119 100V96H117V98H116ZM197 102H196V101ZM134 101V102H133ZM184 101V100H183ZM119 102H121V101H119ZM97 103H99V102H97ZM152 104H150V105H152ZM195 106H194V105ZM131 105V106H130ZM150 105H148L147 107H146V113H149V114H151V109L153 108V107H151ZM129 106V107H128ZM200 106V107H199ZM126 107V106H125ZM149 107V108H148ZM188 107V108H189ZM202 107V108H201ZM215 108V107H214ZM126 109H128V110H126ZM190 109V108H189ZM197 111V112H196ZM194 113V114H193ZM148 114V115H149ZM203 117H202V116ZM162 116V118H161V121H163V122H166V123H168V122H170V118H168L169 116H164V114H162L161 115ZM199 116H201L200 118H199ZM84 117V119H86V121H87V119L88 118H85L86 116H83ZM83 117H82V119H83ZM180 117V116H179ZM178 116L176 117V121L178 120V118H179ZM206 118V117H205ZM83 119V121H85ZM167 120V121H166ZM199 120V121H198ZM177 122H179V120L177 121ZM249 122V121H248ZM111 124V126H113L114 125V123H110ZM110 124H109V127H111L110 126ZM118 124V123H117ZM201 124V123H200ZM249 124H250V126L249 125H247V123H246V128L247 129H250V127H251V123L249 122ZM119 125V128H121L120 127V124H118ZM117 125V126H118ZM117 126H115V127H117ZM181 126V125H180ZM108 127V128H109ZM115 127H112V128H115ZM208 127H210V128H208ZM119 128H116V129H118L119 130ZM114 130V129H113ZM111 131H112V129H111ZM115 131V130H114ZM117 131V130H116ZM212 133H211V132ZM108 132V131H107ZM107 132H105V134L107 133ZM109 132H110V128H109ZM108 132V134H110ZM113 132V131H112ZM111 132V134H110V136L111 135H113V134H115V133H112ZM165 134H167L166 132H164V133H162V136L161 137H163V139H167L168 140V135H165ZM211 134H212V137H211ZM178 135V137H180L178 140H177V146H179L178 144H180V146H179V150H182V151H184V150H186V148H188V146H189V138H188V135L186 134L185 135V133L183 134V133H179V134H177ZM113 136H116V135H113ZM209 136V137H208ZM254 136V135H253ZM99 137V136H98ZM134 137L135 138H138L139 136H138V134H135L134 135ZM261 137V136H260ZM111 138H113V137H110V139ZM253 138H255V137H253ZM6 140V142H7V144H9L10 146H12V148H14V149H17V151L19 152V153H22L21 154V156H20V154H19V156L21 157V158H23L24 159V156H23V152L20 150V148L18 147V145L17 144H19L18 143V141L16 140V139H14V137H9V140L7 139V137L5 138ZM238 139H240V137H238ZM244 138H242V140H243ZM256 139V138H255ZM181 140V141H180ZM211 142H210V141ZM245 140V139H244ZM3 141H4V139H3ZM108 141H109V139H108ZM107 141V143L105 142V144H104V146L106 147V149H109L110 148V146H109V142ZM179 141V142H178ZM255 141V140H254ZM209 142H210V144H209ZM252 142V141H251ZM11 143V144H10ZM144 143H145V145L148 147H146L145 146V148L148 150L146 153H148L146 156L147 157H149L148 159L149 160H147L146 158H144V159H146V161L144 160V159H137L138 161H139V165H141L140 167H136L135 169H134V172L136 171L137 172V174H138V176L142 179H144V176H146L147 177V174L148 173H150V171H151V174H153L152 176H153V180H151V178H150V180H151V182L153 181V187H155L154 189L156 190V192H157V190L159 191V192H157L159 195H163V196H161V201H162V203L164 202V203H167V204H165V205H167L166 207H167V211H166V213L165 212H160V214H159V216L157 217V219L155 218V220H152V221H154L153 222V224L151 225V227L150 228H148V227H146L145 226V228L144 227H142V228H144V229H142V228H139V230H141V231H137V232H139V233H137L136 234V231H135V235L133 234L132 236H134V237H132L133 239H131L130 241H128V239H123L122 238V241H124L123 243H124V245L125 246H131V245H133V244H135V246L137 247V250L134 252V255H136V259H137V261L138 262H140V264H209L210 262H211V258L210 257H212V256H216V252H215V248H214V242H216L217 240H219L220 238H219V228L218 227H216V224H214L213 225V223H210V221H208V222H205V223H201V225H200V221L199 220H201V218H203L202 216H196L198 219H196V217H195V215L197 214V213H199L198 211H199V208H201L200 206V200L198 199V195L196 194V193H202L203 192V190H202V187H201V185L199 184V186L197 185V181L196 180H193V178L194 179H196L195 177H194V175H192L191 177H189V179H190V181L188 180V178H187V181H185L186 183H184V182H181V180L179 181L178 179H170V181L168 182V184H167V186H163L162 185V183L163 182H165V180L162 182L161 181V177H163V176H161L160 175V178L161 179H159L158 178V175H159V173H160V169H161V167L159 168L158 166L156 167L155 166V164H153V163H150L149 161H151V159L154 157V155H153V153H152V155H153V157H152V155L149 153V146H150V148L152 147V142H151V140L149 139V138H147L146 139V142L144 141ZM250 143V142H249ZM253 143V142H252ZM111 144V143H110ZM250 145V144H249ZM257 145H258V147H257ZM20 146V145H19ZM210 147V148H209ZM260 147V148H259ZM19 149V150H18ZM226 149V150H225ZM208 150V151H207ZM259 151H260V153H259ZM206 152H208V153H206ZM256 152V153H255ZM182 153L183 152H180V154H179V160L181 161V162H183L184 164L187 162V160H189L188 159V157L186 156V154L185 153H183V154H185V155H183L182 156ZM221 153V154H220ZM150 154V155H149ZM203 154V155H202ZM244 154H246V153H244ZM23 156V157H22ZM34 157H31L30 156V159H32L31 161L32 162H34L35 163V165L36 164H38V163H40V165H41V162H42V164H44V162L41 160V158L39 159L38 157L39 156H36V155H33ZM36 156V157H35ZM186 156V157H185ZM203 156V157H202ZM246 156V155H245ZM258 156V157H257ZM106 157V156H105ZM201 157H202V159H201ZM208 157V158H207ZM259 157H261V158H259ZM108 158H110V157H108ZM108 158H104V157H98V159H97V161H96V164H98V165H96L97 166V168L98 169H106L107 167H110V165H111V163H112V159L110 158V159H108ZM207 158V159H206ZM34 159H35V161H37V162H35L34 161ZM101 159V160H100ZM108 159V160H107ZM153 159H155V158H153ZM206 159V160H205ZM41 160V161H40ZM104 160V162L102 163L101 161H103ZM141 160V161H140ZM212 160V161H211ZM253 160V161H252ZM261 160V161H260ZM263 160V161H262ZM40 161V162H39ZM106 161H108V162H106ZM137 161V162H138ZM153 161V160H152ZM207 161V162H206ZM211 161V162H210ZM216 161V162H217ZM106 162V163H105ZM111 162V163H110ZM124 163V161H122L121 160V163ZM142 162V163H141ZM206 162V163H205ZM215 162V163H216ZM222 162V161H221ZM260 162V163H259ZM262 162V163H261ZM100 163V164H99ZM107 163H108V166H106L107 165ZM120 163V164H121ZM121 164V165H124L123 166V168L122 169H128V168H126V167H128L127 165H128V163H124V164ZM246 163V164H245ZM253 163V164H252ZM127 164V165H126ZM151 164L152 165H154V166H151ZM244 164V165H243ZM247 164H249V166L247 167L246 165ZM251 164H252V166H251ZM255 164V165H254ZM3 164L1 163V169H0V171L2 172V175L0 176V199L2 198V195H3V193H4V191H8V192H10L9 194H12V195H14L15 196V198H14V196H11L10 195V198H12L11 200H13L14 201V203H15V205H18L19 206V208H17L18 206H14V207H12V211H10V214H12V215H10L9 214V217H8V219H10V220H8V221H10V223H9V227L7 228V227H5V228H7L6 230H5V233L7 234V236H11V237H7L9 240L10 239H13V240H10V242H12V244H15V245H12V246H14V247H12L9 251H8V253H7V251H5L4 252V254L5 255H3L4 256V258H5V261L4 262H7L8 263V261H9V264H12V263H14V262H11L10 263V261H15V260H19L20 258H21V260L23 259V255H24V252H22V250H21V247H19L20 245H22L23 243V241H25V240H27V239H29V238H32L31 236H35V235H37V234H41V235H43V234H45V226H46V223H44L45 222V220H44V214L46 213V207H47V205H45V204H47V203H45L46 202V199L47 198H49V196L51 197V195L53 194L54 195V193H57L58 192V189H60L62 186H65V185H67L68 183H70L71 184V181H72V185H75V187L78 189V193H75V194H73V195H76L75 197L73 196V195H71L70 194V196H68V197H64V200H61V199H63V196H61V198H59L58 199V197H57V200L55 201L56 203L58 202V203H63V202H65L66 200V202L67 203H69L70 204V207L71 208H73V210L74 209H76V206H78V207H80L81 206V204H86L87 202H88V199L89 198H91L90 196L88 197V192L87 193H85V191L84 190H86V188H87V186L86 185H90L91 187H92V192H94L95 191V193H92L94 196H96L97 197V199L98 198H100L101 196H100V194H102L105 190V192H107V194L109 195V196H111V199H114L113 201H115L116 203H118L119 202V204L121 203L120 201H121V199L120 198H117V194L118 193H116V192H118V187H117V189H116V186H115V182L113 183L112 181H114L115 179L114 178H110V177H104V178H100V177H97L98 179H94V178H96V177H93V178H91L90 177V172L89 173H87V171L84 173L83 172V174H79V173H70L69 172V168L67 167V166H65V165H63V166H55V167H53V168H51V167H49V168H51V169H47V171L46 172H44L43 174L42 173H38V175L36 174V173H34V171H32V172H30V171H24V172H22L23 174H21V175H25V176H23V178L22 179H24V180H21V182H23V183H25L26 184V186L28 185V187H32V186H34L32 189H36V190H34V191H36V193L37 194H39V195H37L38 196V199H36V201L34 200V202L36 203V206L35 205H32V206H34V209H33V207H32V209L31 210H33V212H29L27 209V207L24 205V207H23V205H22V203L20 204V202H18L19 201V198L17 197L18 196V193H17V195H16V192H17V190L14 188V186H12L11 185V183H9V181H8V179H7V177L5 176V173H4V171H2V169H4L3 168V166H2ZM39 165V164H38ZM45 165H46V162H45ZM62 165V164H61ZM213 165H215V164H213ZM44 166V165H43ZM100 166H101V168H100ZM106 166V167H105ZM126 166V167H125ZM229 166H230V168H229ZM245 166L247 167L246 169H245ZM251 166V167H250ZM257 166V167H256ZM259 166V167H258ZM145 167V168H144ZM250 167V168H249ZM253 167V168H252ZM59 168V169H58ZM138 168V169H137ZM156 168V169H155ZM201 168V169H202ZM215 168V169H214ZM224 168V171L223 172H221L222 171V169ZM234 168V173H236L235 175H234V173H232L233 171H232V169ZM242 168H243V170H242ZM53 169H54V171H53ZM61 169V170H60ZM159 169V170H158ZM227 169V170H226ZM245 169V170H244ZM125 170H123V171H125ZM153 170V171H152ZM169 170V169H168ZM167 170V171H168ZM170 170H173V169H171L170 168ZM168 171L169 172V174L171 175V178H172V176L173 177H175L174 176V172L176 173V171L175 170H173V171ZM252 170L253 171H256V172H252ZM10 171V172H9ZM12 171H15V169L14 168H11V170L9 169L8 170V172L12 175V177H14L17 173H16V171H15V175H13L14 173L12 172ZM49 171V172H48ZM58 171H60V173L62 172L63 173V175L61 176V181H55L56 179V175H57V172ZM128 171H129V169H128ZM140 171V172H139ZM199 171V172H198ZM201 171L202 172H204V173H201ZM237 171H238V173H237ZM125 172H127V171H125ZM135 172V173H136ZM153 172V173H152ZM159 172V173H158ZM167 172V173H168ZM207 172H208V174H207ZM8 173V174H9ZM25 173V174H24ZM46 173V174H45ZM82 173V172H81ZM147 173V174H146ZM158 173V175H155V174H157ZM256 173V174H255ZM27 174V175H26ZM73 174H75L74 176H73ZM78 174V175H77ZM126 174H128V173H126ZM151 174H148V175H151ZM197 174L195 175L196 177H197ZM255 174V175H254ZM11 175H8V177L9 176H11ZM19 174H17L16 176H18ZM144 175V176H143ZM154 175L155 176H157V177H154ZM225 175V176H224ZM244 175H245V177H246V175L248 176L246 179H245V177H244ZM257 175H258V178H257ZM15 176V177H16ZM64 176V177H63ZM76 176V177H75ZM86 176H88V177H86ZM151 176V177H152ZM199 176V175H198ZM206 176H208V178H207V181H209L210 179H215L214 181H209L210 182V187H209V184H208V182L206 181ZM224 176V177H223ZM22 177V176H21ZM25 177H27L26 179H25ZM244 177V178H243ZM5 178H6V180H5ZM53 178V179H52ZM73 178V179H72ZM77 178V179H76ZM86 178V179H85ZM88 178H89V181H90V183L88 184H86L85 182H87L88 181ZM99 178H100V180H99ZM192 178V179H191ZM197 178V179H198ZM223 178V179H222ZM230 178V179H229ZM10 179L12 180H16V179H14V178H11L10 177ZM18 179V178H17ZM40 179V180H39ZM91 179H92V181H91ZM109 179V180H108ZM148 179V178H147ZM164 179V178H163ZM242 179L243 180H245V181H242ZM260 180V182H259V180ZM39 180V181H38ZM95 180V181H94ZM172 180V181H171ZM256 182H255V181ZM28 181V182H27ZM85 183V184H83V182ZM88 181V182H89ZM106 181V182H105ZM6 182H8L7 184H8V186H9V188H6V189H4L5 187H6ZM61 184H60V183ZM62 182H64L63 184H62ZM156 182V183H155ZM187 182H189L190 183V185H189V183L187 184ZM221 182H223V183H221ZM258 182V184H256ZM97 183H99L98 185H97ZM112 183V184H111ZM160 183V184H159ZM166 183V182H165ZM164 183V184H165ZM199 183V182H198ZM254 183V184H253ZM46 184V185H45ZM101 184V185H100ZM152 184V183H151ZM191 184H192V186H191ZM197 185V187L195 186V185ZM256 184V185H255ZM260 184V185H259ZM82 185V186H81ZM93 185V186H92ZM96 185V186H95ZM113 185V186H112ZM194 185V186H193ZM224 185L225 184H223V187H224ZM227 185V184H226ZM225 185V186H226ZM240 185V186H241ZM58 186V187H57ZM94 186H95V188H94ZM109 186H111V187H109ZM232 186V185H231ZM259 186V188H257V187ZM261 186V187H260ZM13 187V188H12ZM30 187V188H31ZM144 187V186H143ZM142 187V188H143ZM159 187V189H156V188H158ZM163 187H167L166 189H167V193L165 192V191H162V194H160L161 192V190H166L165 188H163ZM209 187V188H208ZM212 187H211V189H212ZM242 187V186H241ZM12 188V189H11ZM42 188V189H41ZM50 188V189H49ZM80 188H81V190H80ZM111 188V189H110ZM120 188V187H119ZM128 188H130L129 186L127 187V190L126 191H130L129 193H131L132 191L129 189L128 190ZM132 188V187H131ZM145 188V187H144ZM219 188V187H218ZM255 188V189H254ZM256 188H257V190H256ZM261 188H263V189H261ZM13 189H15L16 190V192H15V190H13ZM94 189V190H93ZM96 189V190H95ZM105 189V190H104ZM214 189V188H213ZM223 189V188H222ZM235 189H238V191L240 192H237ZM259 189H260V192H259ZM13 190V192H11ZM121 190V189H120ZM210 190V189H209ZM209 190H208V192H209ZM241 190H244V191H241ZM254 190V191H253ZM57 191V192H56ZM111 193H110V192ZM115 191V192H114ZM253 191V192H252ZM255 191H257V193L255 192ZM98 192V193H97ZM163 192H165L166 193V195H164L163 194ZM236 193V194H233V193ZM246 192V193H245ZM258 192H259V194H258ZM14 193V194H13ZM83 193V194H82ZM210 193H211V190H210ZM212 193H213V195H214V193H215V190H214V192L212 191ZM211 193V194H212ZM254 195H253V194ZM80 194V195H79ZM87 194V195H86ZM92 194H90V195H92ZM96 194V195H95ZM112 194V195H111ZM211 194H210V196H211ZM255 194H256V196H255ZM258 194V195H257ZM212 195V196H213ZM216 195V194H215ZM250 195H251V200L250 199H248V197H250ZM262 195V194H261ZM47 196V197H46ZM113 196V197H112ZM209 196V197H210ZM254 198H253V197ZM78 197V198H77ZM119 197V196H118ZM160 197V196H159ZM213 197H215V196H213ZM212 197V198H213ZM17 198H18V200H17ZM66 198H68V199H66ZM76 198V199H75ZM164 198V199H163ZM166 198V199H165ZM211 198V197H210ZM212 198H211V201H213L212 200ZM217 198V197H216ZM44 199V200H43ZM87 199V200H86ZM214 199V201L216 200L215 198H213ZM247 199H248V201H247ZM253 199H255V202H254V200ZM38 200H39V202H38ZM41 200H43V201H41ZM79 200H80V202H79ZM116 200H118V201H116ZM232 200H233V202H232ZM241 200V201H240ZM257 200V201H256ZM63 201V202H62ZM76 201H77V203H76ZM87 201V202H86ZM125 201V200H124ZM127 201V203L129 202V204H130V200H126ZM247 201V202H246ZM249 201L251 202V203H249ZM54 202V203H55ZM78 202H79V204H78ZM86 202V203H85ZM229 202H230V200H229ZM236 202V203H235ZM254 202V203H253ZM257 202V203H256ZM20 205H19V204ZM34 203V204H35ZM124 203V202H123ZM163 203V204H164ZM233 203V204H232ZM256 203V204H255ZM73 204V205H72ZM74 204H75V206H74ZM133 204V203H132ZM214 204V205H213ZM230 204V203H229ZM234 204H236V205H234ZM255 205L254 207H251V205ZM257 204H258V206H257ZM22 205V206H21ZM44 205V206H43ZM56 206L55 207H59V204L57 205V204H55ZM122 205V204H121ZM125 205V204H124ZM127 205V204H126ZM250 205V207H248ZM20 206H21V208H20ZM38 206V207H37ZM52 206H53V204H52ZM127 206H131V209L129 208L128 210H130V213L128 212V210L126 211V210H123V212L121 211V213H122V215L124 214V216H125V218H127L128 220L127 221H130L131 220V222L132 221H134V218H136L135 217V214L136 213H133V212H138V209L136 208V207H133L132 208V205L130 204V205H127ZM77 207V208H78ZM217 207H218V205H217V201H215V202H212V208H216L217 209ZM235 207H237V208H235ZM25 208V209H24ZM71 208H67L66 210H69V212H71L72 211V209ZM187 208V209H186ZM232 208V207H231ZM244 208H245V210H244ZM257 208H256V210H257ZM17 209V210H16ZM20 209V210H19ZM21 209H23V210H21ZM181 209V210H180ZM183 209V210H182ZM186 209V210H185ZM192 209V210H191ZM197 209H198V211H197ZM215 209V210H216ZM29 210H30V208H29ZM179 210V211H178ZM197 211V212H195V211ZM14 211V212H13ZM17 211V212H16ZM23 212V214H22V212ZM24 211H25V213H24ZM186 211V212H185ZM189 211V212H188ZM193 211V212H192ZM28 212V213H27ZM68 212V211H67ZM66 212V213H67ZM68 212V213H69ZM75 212H78V211H75L74 210V213H72L70 216H72V219H70L69 218V222L70 221H72L73 219H74V217H76L77 216V213L75 214ZM184 212H185V214H184ZM191 212H192V214H191ZM235 212V211H234ZM244 212V213H243ZM19 213V214H18ZM34 215H33V214ZM65 212H64V219L65 220H67L68 219V216L67 215H69V214H66ZM126 213H127V215H126ZM164 213V215H162L161 216V214H163ZM190 213V214H189ZM39 214V215H38ZM195 214V215H194ZM246 214V213H245ZM28 215V216H27ZM66 215V216H65ZM191 215H192V219L194 220V221H197L198 220V222H193L192 221V219H191ZM194 215V216H193ZM12 216V217H11ZM173 216V217H172ZM183 216H185V218L183 217ZM65 217H67V219L65 218ZM175 217H176V219H175ZM195 217V218H194ZM187 218H190V219H187ZM237 218V219H238ZM185 219V220H184ZM40 220H44L43 221V223L41 224V222H40ZM176 220H178L177 222H175L174 223V221ZM186 220H188L187 222H190L191 223V221L194 223V225H192L191 227H189V228H191V230L190 229H188L187 230V228L186 227H182L183 225V223H180V221L182 222V221H186ZM190 220V221H189ZM210 220V219H209ZM212 220V219H211ZM151 221V222H152ZM213 221V220H212ZM235 221V220H234ZM237 221V220H236ZM263 221V222H262ZM168 222H171V225L170 226H172L173 225V228H178V229H170L169 228V226H168V229H167V227L165 226L166 224L165 223H168ZM172 222L174 223V224H172ZM201 222H202V220H201ZM259 222H261L260 224H261V226L260 227H262V229H264V220L262 219L261 221H259ZM259 222H257V223H259ZM206 223H210L209 225H207ZM244 223H245V225H244ZM10 224H12V225H10ZM192 224V223H191ZM206 224V225H205ZM234 224V223H233ZM243 224V225H242ZM38 225V226H37ZM44 225V226H43ZM196 225H199L198 227L196 226ZM203 225H205V226H207L206 227V230H205V226L203 227ZM212 225V226H211ZM255 225V224H254ZM258 225V224H257ZM12 226H14V227H12ZM27 226V227H26ZM193 226H196V227H193ZM208 226L210 227V228H208ZM239 226H240V228H239ZM256 226V225H255ZM180 227H181V229H180ZM200 227V228H199ZM216 227V228H215ZM238 227V228H237ZM14 228V229H13ZM182 228H183V230H184V228L186 229V230H182ZM195 228H199V229H201V228H203L204 230V232H206V233H203L202 235H200L201 234V231H202V229H201V231L200 232H198ZM212 228H215V230H216V233L214 232L213 233V231H215L214 229H212ZM218 228V229H217ZM10 229V230H9ZM17 229V230H16ZM170 229V230H169ZM192 229H194L195 231H192ZM207 229H211L210 231H208ZM4 230V229H3ZM8 230V231H7ZM175 230V231H174ZM182 230V231H181ZM37 231H39V232H37ZM187 231H190V232H188L187 233ZM202 231V232H203ZM193 232V233H192ZM212 233V234H209V233ZM33 233V234H32ZM189 235V238H188V235ZM190 233L192 234V235H190ZM196 233H198V235L196 234ZM200 233V234H199ZM207 233L209 234V235H207ZM194 234H196V235H194ZM217 235V237L218 238H216V239H214V241L212 240L213 238H215L213 235ZM14 235V236H13ZM200 235V237H198ZM203 235H206L204 238H205V240L204 239H202L203 238ZM210 235H212V238L210 239ZM13 236V237H12ZM30 236V237H29ZM207 236H209V237H207ZM18 237V238H17ZM182 237H184V238H182ZM202 237V238H201ZM258 236L256 235V237L255 238H252V240L254 241V239H256ZM194 238H199L198 240L201 242V244H200V242L198 241V240H194ZM207 238H209V240H207ZM251 239V238H250ZM259 240H256L258 243H262V241H264L263 239L264 238H258ZM213 242H212V241ZM216 240V241H215ZM249 240V239H248ZM248 240H246V242L244 243V244H246V246H243L242 244H243V242H241V248L244 250L245 249V247H247L246 249H245V251L244 252H246L247 253V255H249L250 256V254L253 256V258H254V253H253V251H252V249H250L251 251H249V250H247L248 248H254L255 246L252 244H249V243H255V241L253 242L252 240H250V241H248ZM20 241H22V242H20ZM106 241V242H105ZM105 241H103L102 243H100V246L102 245V247H101V250H103V249H105V250H103V252L105 253V255L107 254L108 256H109V253H110V256L109 257H111V259H116L117 258V256L119 255V256H122L123 255V253H124V251L121 249V247L123 246H121L120 247V250L118 249H116V247L113 245V244H111L112 242L111 241H109V239H106ZM109 241V242H108ZM203 241H205V243L203 242ZM210 241V243H212L213 245H211V246H208V245H210V243H208V242ZM248 241V242H247ZM252 241V242H251ZM108 242V243H107ZM198 242V244H196ZM203 242V243H202ZM207 242V243H206ZM260 243V244H261ZM207 245V246H204V245ZM248 244H249V246H251V247H249L248 246ZM112 245V246H111ZM195 245H197V246H195ZM262 245V247H264V243L263 244H261ZM243 246V247H242ZM20 249H19V248ZM104 247V248H103ZM126 247V248H127ZM201 247H203V248H201ZM209 247L211 248V249H209ZM111 248V249H110ZM125 247H124V250L126 249ZM195 248V249H194ZM202 250H201V249ZM214 248V249H213ZM206 249H207V251H206ZM212 249H213V251L215 252V253H213V254H215V255H212ZM15 250V251H14ZM19 250V251H18ZM114 250V251H113ZM116 250V251H115ZM262 251H263V253H261V252H259L258 250H256L257 252H255V256H256V253L258 254V253H261V255L262 254H264V249H261ZM13 251L15 252V253H13ZM17 251V252H16ZM110 251V252H109ZM122 251H123V253H122ZM205 251V252H204ZM209 251V252H208ZM248 251L250 252L249 254H248ZM13 254H12V253ZM20 252V253H19ZM118 252H120V253H118ZM208 252V253H207ZM228 252V254H225V253H227ZM227 252H226V249L224 250V256L223 255H221V253H220V255L222 256H220L219 255V253L217 254V255H219L220 256V258L219 257H217V259L219 258V260L221 259L222 260V262H220V263H218L219 262V260H215V258H214V261H218L216 264H236L237 262H239V263H237V264H240V263H243L242 261H239V260H241L240 258H239V260H238V258H236L235 256H237L236 254H234L233 252L231 253V251H228L227 250ZM9 253L10 254H12V255H9ZM17 253H19V254H17ZM117 253V254H116ZM233 256H232V255ZM9 255V256H8ZM202 255H203V257L205 256V258H203L202 257ZM210 256V257H208V256ZM20 258H19V257ZM240 256V255H239ZM244 256L247 258L248 256H246L245 254H244ZM242 257V260H244V258L245 257ZM258 256V255H257ZM257 256L255 257V258H257ZM113 257H115V258H113ZM138 257V258H137ZM238 257V256H237ZM241 257V256H240ZM263 257V258H262ZM8 258V259H7ZM17 258V259H16ZM19 258V259H18ZM202 258V259H201ZM249 258H252L251 256L249 257ZM248 258V259H249ZM261 258H262V260L264 259V256H261L260 258H259V256H258V258L255 260V259H252V260H255V262L254 261H252V263H255V264H259L258 262V259H260L261 260ZM118 259V258H117ZM141 259V261H139ZM207 259V260H206ZM208 259H210V261L208 260ZM226 259V260H225ZM229 259V260H228ZM4 260V259H3ZM206 260V261H205ZM220 260V261H221ZM236 260V261H235ZM246 261H250V260H247V259H245ZM244 260V264H246L245 261ZM179 261V262H178ZM201 261V262H200ZM226 261V262H225ZM258 261V262H257ZM224 262V263H223ZM236 262V263H235ZM261 262V261H260ZM215 263V262H214ZM249 264V263H248ZM251 264V263H250ZM260 264H264V260L260 263Z\"/></svg>",
  "mask_w": 264,
  "mask_h": 264
}]
</instances>
